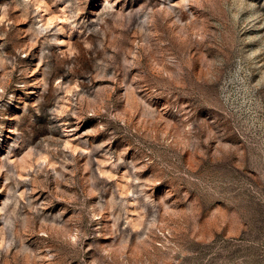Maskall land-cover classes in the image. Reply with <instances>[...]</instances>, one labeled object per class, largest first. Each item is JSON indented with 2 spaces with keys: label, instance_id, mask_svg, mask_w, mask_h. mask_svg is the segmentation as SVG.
I'll return each mask as SVG.
<instances>
[{
  "label": "rangeland",
  "instance_id": "374dc122",
  "mask_svg": "<svg viewBox=\"0 0 264 264\" xmlns=\"http://www.w3.org/2000/svg\"><path fill=\"white\" fill-rule=\"evenodd\" d=\"M0 264H264V0H0Z\"/></svg>",
  "mask_w": 264,
  "mask_h": 264
}]
</instances>
